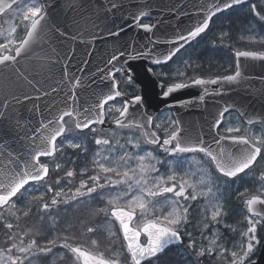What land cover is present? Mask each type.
Returning a JSON list of instances; mask_svg holds the SVG:
<instances>
[{"label": "snow or ice", "instance_id": "obj_1", "mask_svg": "<svg viewBox=\"0 0 264 264\" xmlns=\"http://www.w3.org/2000/svg\"><path fill=\"white\" fill-rule=\"evenodd\" d=\"M16 3L17 0H12V3L0 6V12H3L5 8L11 9L13 4ZM243 3H245V0H214L210 4L201 5L200 10L204 13L202 20L189 29L186 34L182 33L174 39L165 41V43L176 45V47L169 49L162 57L152 59L151 62L156 65H166L186 44L209 28V23L217 13ZM46 7V3H36L33 0V3L23 10V20L30 21L26 36L19 41L12 39L11 34L16 32V28H11L7 41L0 43V67L11 69L15 73L17 81L23 82L24 85L31 88L34 92L39 93L36 99H39L40 96H49L51 93L58 94L63 91L60 85H67L68 92L71 95L65 93L66 99L63 102L65 107L63 109L59 107L50 109L51 118L47 119L46 123H41V128L37 130L39 132L38 137L30 138L33 139V145L27 155L13 156L11 152H8L7 157H4L3 153H0V209L5 206L15 208L16 205L13 198H22L23 193L21 190L25 189L26 185H29L30 182L43 181L49 175V165L42 162L41 157H52L57 152H62L65 145L70 149L88 151L87 145L83 143V140L79 139V134L76 135L75 141L74 139H67L60 144L57 143L58 138L64 137L68 132L72 131L68 127L65 117L75 119V129L80 130V133L84 129H90L95 133L97 129L92 127V125L105 124L106 115L116 112L119 115L111 121L112 123H115L119 128L140 129L147 143L159 145L174 160L165 162L153 157L151 152L139 155L137 152L128 151L127 145H131L133 149H140V141L133 137H129L125 144H120L119 140H117L118 150L110 143L109 139L103 137L94 138L95 145L101 146L92 154V162L98 171L96 174L90 175L87 180L82 179L70 199L84 195L91 196L92 193H98L103 197L106 192L112 193L117 186H122L119 191H115V195H109L107 204L111 205V216L119 222L120 230L126 241L127 253L131 258V264H144V262H147V264H164L163 257L166 254V250L171 245L182 242L181 229L188 224L189 201H195L198 197H203L207 204L206 211L211 213L212 222L219 223V218L223 215L222 205L216 202L218 198L215 196L219 188L212 180L211 173L204 172L202 167L198 168L199 179L192 183L185 179V176L194 175L195 173L185 171L182 176L172 165L176 163L177 167H179L183 164L184 161L180 160L182 154L203 153L206 161L215 166L216 172L224 177L233 178L238 176V174L245 173L246 169H251L257 162V157L264 158L262 156V153H264V137L232 135V133H239L240 128L227 127L224 129L227 134L221 135L216 132L212 143H207L202 136L194 139L191 136L182 135V129L178 126L180 122L170 119L163 128L166 138L161 143L157 132L152 130L153 117L141 113L133 107L141 102L142 98L140 96H135L132 100L125 99L119 106L113 104L107 108L105 107L110 101H115L118 97L125 95L120 90V82L116 79V73L126 74L128 71L124 67L128 63L127 60L120 64V58L125 56L123 51L111 55L107 61V64L111 65V67L107 71L98 69L102 74L100 79L108 82V90L107 92L101 90L98 101L91 106H78L76 89L83 86L81 78L70 77L67 68H65L57 87L49 86V90H46L42 80L37 77L43 73H50L52 67L59 62L58 59L53 60L52 58L56 49L51 46V42L65 36V32L61 31L59 26L49 22L45 11ZM116 7L117 4L113 2L111 8L115 9ZM257 7L258 5L253 3L250 6V10L255 13L260 21H264V15L257 11ZM144 15L145 13L141 12L139 15L134 16L133 19L136 21L137 27L145 32H152L155 25L140 22L141 17ZM74 23L77 22L74 21ZM108 34L119 35V32L109 31ZM221 35L223 37L227 33H222ZM250 39L254 40L255 37H250ZM158 42L156 40L151 41L153 44ZM260 43L264 44V40H261ZM152 54V49H146L142 52H136L135 56L129 53V56L132 59H136L147 58L152 56ZM235 56V71L229 75L204 79L192 76L186 77L184 71L178 70L176 76L185 79L169 84L167 90L163 92L164 97H168L171 93L178 90L199 86L202 88V94L198 99L202 102L206 96L219 95L226 85L230 86L234 83H239L243 77L242 69L246 67V64L242 65L240 62L241 57L264 61V52L236 51ZM22 60L24 64H21ZM184 63L187 67H192L188 61ZM117 64H120V66H117ZM29 65H32V67L30 68ZM148 71L151 72L152 69L149 68ZM160 75H167V73H160ZM127 80L130 83L132 76L128 75ZM92 82L95 83V80L93 79ZM211 85H219L220 87L210 90L209 86ZM23 99L31 100L33 97L28 93H24ZM19 103H21V100L18 95L11 94L9 96L6 93L3 99H0V120L8 119V111L14 107V104ZM181 103H191V101ZM130 108H133L132 112L129 111ZM228 111L229 109L225 107L219 112L218 118L212 125L213 130L220 128L224 122L225 113ZM155 128L160 129L161 124L156 123ZM169 128L173 130L169 132ZM36 139L39 140V144L35 143ZM0 147L3 146L0 145ZM117 151L120 152L119 155H116ZM134 161L136 162L135 166H133ZM146 161L148 162L146 163ZM151 161H155V163ZM164 163L169 165L167 174L161 173L160 169L156 167L157 164ZM55 167L60 169L61 164L57 163ZM74 174L72 170H68L65 173L68 178L73 177ZM109 174L119 178L113 179V175ZM262 179H264V175H262ZM101 180H103V183H101ZM56 183H60L59 178ZM69 183H71V180H69ZM82 189L85 191H81ZM188 189H191V192ZM48 191H52L51 186L48 187ZM245 192H247V189H245ZM62 193L63 188L55 193V197H60ZM167 194H171V197ZM244 194L240 193L241 196H244ZM55 197L52 199L51 205L48 203L42 205V210L45 213L52 206H56L61 202L67 203V200L60 201ZM33 199L37 198L33 197ZM245 203L248 211L253 214L251 218L247 219L248 227L246 232L242 233V236L247 238L246 243L242 240L240 244L233 246L234 249L238 250H229L223 248L222 245H216L215 239L211 241L212 245H216L219 248L221 256L225 252H230L232 257L230 264H255L251 257L256 246L260 244L257 238V227L264 222V213L257 211L255 206L257 204L264 205V199L259 195H253ZM165 205L168 207L165 208ZM98 211L108 215L107 208L99 209ZM24 215L27 216L28 211H25ZM137 216L140 217V220L133 225V221ZM2 217L3 213L0 212V218ZM41 219L43 220L44 217H41ZM54 223L55 221H53V226ZM4 226L9 230L14 227L12 223H5ZM203 227L207 228L208 223H204ZM94 230L92 227L87 228L88 233H92ZM142 234L146 237V242L144 243L140 241ZM186 235L191 237V233H186ZM9 239H13V237L9 236ZM61 239L63 242L60 246L72 254L74 264H118L117 260L105 258L103 253H92L81 246H73L69 242L71 237L68 235L50 239L45 246H40L34 238L29 240L27 246H18L13 243L6 250L8 255L0 252V264H26V262L27 264H33V257L52 253L57 241ZM92 243L95 244L96 241H92ZM193 246L194 241L188 245L189 248ZM13 249H17L23 255L13 257L10 254ZM213 250V247H209L207 250L201 248L196 254L197 256L206 254L210 256ZM116 255L118 256V254Z\"/></svg>", "mask_w": 264, "mask_h": 264}, {"label": "water", "instance_id": "obj_2", "mask_svg": "<svg viewBox=\"0 0 264 264\" xmlns=\"http://www.w3.org/2000/svg\"><path fill=\"white\" fill-rule=\"evenodd\" d=\"M19 1L21 0H17V3ZM41 1L47 5L45 11L49 22L59 26L61 31L65 32L64 37L51 42V46L56 49L52 58L53 60L58 59L59 62L52 67L50 73H43L37 77L42 80L46 90H49V86L57 87L65 68H67L70 77L81 78L83 86L76 89L78 106H91L98 101L101 90L104 92L108 90V82L100 79L102 74L98 69L107 71L111 67L107 64L111 55L123 51L125 56L120 58V64L127 60L128 63L124 67L128 71L126 74H120L126 78L131 75V82L136 84L140 90L138 96L142 98L141 102L133 107L141 113L151 115L154 119L165 108L171 109L175 117L176 112L179 111L182 115L180 120L182 135H188L194 139L202 136L207 143H212L217 132L212 129V125L218 118L219 112L225 107L229 111H236L247 125L261 124L264 127V61L261 60L241 57L240 62L242 65L246 64V67L242 69L243 77L239 83L226 85L219 95L206 96L202 102L198 99L202 94V88L199 86L178 90L168 97L160 95L164 84L158 80L153 70L149 72L148 69L149 66H157L151 62L152 59L162 57L169 49L176 47V45L165 43V41L174 39L179 34H186L189 29L202 20L204 13L200 11L201 7L194 8L189 4V0ZM248 1L250 0H245V3ZM113 2L117 4L115 9L111 8ZM212 2L214 0L210 1V3ZM10 3L12 0H0V6ZM9 10V8H5L3 12H0V16ZM141 12L145 15L141 17L140 22L144 18L154 20L155 27L152 32H145L137 27L133 17ZM109 31L119 32V35H109ZM153 40L159 42L153 44L151 43ZM146 49L153 50L152 56L136 59L129 56V53L135 56L136 52ZM21 64H24L23 60ZM29 67L31 68L32 65ZM93 79L95 83L92 82ZM60 87L63 88V91L58 94L51 93L49 96H40L39 99H36L39 93L34 92L23 82L17 81L15 73L11 69L0 67V99H3L7 93L9 96L11 94L18 95L21 100V103L14 104V107L8 111V119L0 120V145L3 146L0 147V153H3L4 157H7L8 152H11L13 156L27 155L33 145V139L30 138L38 137L37 130L41 128V123H46L47 119L51 118L50 109L53 107L63 109L65 93L71 95L67 85H60ZM209 87L210 90H215L220 86L211 85ZM24 93H28L33 99L24 100ZM121 98L133 99H128L125 95L117 99ZM188 101L191 103H181ZM129 111L132 112L133 108H130ZM98 126L104 131L110 130L113 126L118 127L112 122ZM144 139L146 141L145 137ZM160 139L162 143L163 139L161 137ZM35 143L39 144L40 142L36 139ZM150 145L160 147L157 144ZM259 158L257 157V161ZM248 170L246 169L245 172ZM255 208L264 213V205L257 204ZM249 214L253 216L252 213L249 212ZM182 243L183 239L181 243L171 246ZM255 264H264V241Z\"/></svg>", "mask_w": 264, "mask_h": 264}, {"label": "rangeland", "instance_id": "obj_3", "mask_svg": "<svg viewBox=\"0 0 264 264\" xmlns=\"http://www.w3.org/2000/svg\"><path fill=\"white\" fill-rule=\"evenodd\" d=\"M35 2L40 3L38 0H35ZM31 3H33V0H26L20 3L14 9H12L6 17H4L3 21H0V43H5L7 41L12 27L16 28V32L11 34V38L16 41L23 39L25 32L27 30V26L30 25V21L23 20V10L26 9L27 6H30ZM253 3H256L258 5L257 11H259L262 15H264V0H253L245 5H242L240 7L228 11L227 13L214 19L210 31L200 40L195 42L190 48H188L186 51L181 53L172 64L165 67H156L155 72L157 76L163 80H168V81L171 80L170 82H175V81H180L181 79H185L176 76V72L178 70L184 71L186 73V77L202 76L201 74L219 75V74L230 73L233 70V66H234V61L230 50H232L233 48L235 49V46L237 48L238 44H247L244 45V47L248 45L251 46L252 44L261 45L262 43H260V41L264 40V27L262 26L263 21H260L259 18L255 15V13H253L250 10V6ZM236 30H238L239 32L235 35L234 31L236 32ZM222 33H227V35L222 37L221 35ZM250 37H255V39L254 40L250 39ZM233 43H238V44L235 45ZM185 61H188L192 65V67H187L184 63ZM160 73H167V75H160ZM123 89L131 94L130 90H128L127 87H124ZM113 104L119 106L122 104V102L118 101ZM114 114H118V113L113 112L111 115ZM170 119H173L172 114L169 111H167L164 112L156 120L155 124L160 123L161 124L160 129L163 130L168 120ZM228 121L229 124L227 127L240 128V132L238 134L249 133L250 137L252 136L264 137V133L260 127H252V128L246 127L237 117L229 118ZM170 129L172 128H169V130ZM76 135L77 134L71 131L64 139L59 141L58 144H60L62 141L67 139H74L75 141ZM98 137L109 139L110 143L114 145L117 150L119 149V145L116 144L117 140H119L120 144H125L126 140L129 137H133L134 139H138L140 141V149H133L131 145H127L128 151L137 152L139 155H144L147 152H151L153 157H156V159L165 162L169 160H174L173 157L168 156L163 150H158L157 152L155 150L148 148L144 143V141L142 140L141 135L134 131L128 133H122L120 131L113 130L111 132H108L106 135H93V133L79 134V139L83 140V143L87 145L88 150L91 147H93L94 151L98 147H101L95 145L94 138H98ZM68 150L76 151L78 149H70L67 148V146L65 145L62 151V155L64 154V157L66 159L71 158ZM119 154L120 152L117 151L116 155ZM180 160L184 161L183 164L177 167L176 163H174L172 166L175 167L176 170L182 176L184 175L185 171L189 173H195L194 175L190 174L188 176H185V179H188L192 183H195L199 179L200 173L197 171L198 168L202 167L204 172L211 173L212 180L219 188V191L215 193V196L218 198L216 202L222 205V212H223L222 217L219 218L220 220L219 223L212 222L211 213L210 211H206L207 204L203 197H198L197 200L195 201H189L188 203L190 204V207L188 214V224L181 229L184 238L186 240L194 241L196 252H198L201 248L207 250L209 247H213L214 250L212 254L210 256L207 254L206 255L209 257H213L216 260L217 258L222 257L219 254V248H217L216 245H222L223 248L229 250H238V249H234L233 246L240 244L242 240L246 243L247 238L243 237L242 233L246 232L248 227L247 219L251 218V216H248L247 213L244 211L243 201L247 196L251 195L254 192H259L264 194V186L261 185V183L258 180L259 173L262 170H264V158L261 159L260 163L257 165L255 169L246 173L245 175L236 179L235 181H227L224 179L221 180L220 178H218L217 175L212 171L211 165L208 161H206L205 157L199 155L181 156ZM147 162L148 161H146V163ZM151 162L155 163V161H151ZM57 163L61 164L62 167L63 164L61 161V153L60 156L58 155L57 161L54 164V166ZM135 163L136 162L134 161L133 166H135ZM47 164L51 165L52 163L47 162ZM156 167L160 169L161 173L164 174L168 173L169 165L167 163L157 164ZM64 168L65 166L63 167V169ZM97 171H93L92 173H89L88 175L85 176H87L88 178L90 175L96 174ZM109 175H113V174H109ZM118 178L119 177H115L113 175V179H118ZM71 179L68 178L67 180H63L58 185L57 191L63 188L62 195L67 194L70 188L69 180ZM48 187H49L48 184L47 185L43 184L41 186L27 189V191L23 192L22 198L15 200V205H16L15 208H10L4 211L3 217L0 218V221L3 224L10 223L7 216L10 215L18 216L19 210H25L30 212L36 208H39L40 205L38 204L37 200L55 194V190L52 188V191H48ZM121 188L122 186H117L115 191H119ZM245 189H247V192H245ZM115 191H113L112 193L106 192L104 194L106 196V198L104 199L106 202V206H111L107 204V199L109 195H115ZM188 191L191 192V189H188ZM240 193H245V194L244 196H241ZM33 197H36L37 199H33ZM161 203H163V201H161ZM60 205H62V202L56 206H60ZM167 207L168 206L165 205V208ZM139 220L140 217L138 216L134 225L137 224ZM204 223H208L207 228L203 227ZM260 227L261 225H258L257 227L258 240H259L258 230ZM101 228L105 231V233L106 232L108 233L106 234L107 237L117 238V234L116 232H114V224L111 221L109 222L105 221ZM186 233H191V237L186 235ZM213 239L216 240V245L211 244V241ZM62 242L63 241L59 243L61 244ZM142 242L144 243L145 239H142ZM14 243L17 244L18 246H27V244H25L24 241L23 243H21V241L18 242L16 240L14 241ZM12 244L10 243L7 246V249ZM92 246H91L92 248H88V249H90L93 252H97L94 249L96 246H94L93 243ZM258 247L259 245L256 246L254 254L257 251ZM114 248H115L114 250L111 249L113 251V253H111V256L109 257L105 255L104 256L105 258L107 257L108 259L117 260L119 264L121 263V253L118 246ZM2 249H5V247L3 246ZM176 251L185 260V263H181V264H188L187 260L189 258V254L191 253V250L187 247L182 246L176 248ZM12 252L14 253L16 252L19 254L17 249H13ZM4 253L5 255H8V253L6 252ZM116 254H118V256ZM22 255L23 254H19V256ZM62 255H63L62 252L59 254H55L54 258L55 259L61 258ZM206 255L199 256L198 260L193 257L191 261L195 262L194 264L206 263ZM224 255L229 256L230 261L232 260L230 252H225ZM32 262L33 264H38L37 257H33ZM67 264H74V260H70V262H67ZM176 264H180L177 257H176Z\"/></svg>", "mask_w": 264, "mask_h": 264}, {"label": "trees", "instance_id": "obj_4", "mask_svg": "<svg viewBox=\"0 0 264 264\" xmlns=\"http://www.w3.org/2000/svg\"><path fill=\"white\" fill-rule=\"evenodd\" d=\"M238 32V30H236V32L234 31L235 35ZM68 152L71 158L66 159L64 157L67 161L64 165L65 168L60 172L56 171L55 178L64 179L65 173L68 170H72L75 173L72 177L73 179H71L70 189L67 196L70 199V197L73 196V193H75L76 188L79 187L80 181L82 179H88L85 175L97 171V169L92 162V154L95 152L94 148H90L89 152L85 154L81 153V149L76 151L68 150ZM89 186H91V184H89ZM79 199L76 200V198H74L71 202L73 204L63 208L60 207L59 209L48 213H37L33 216L32 213L28 212V215L25 216V212H20V217L17 220H13L19 230L16 236L18 239L26 238L28 241L31 238H35L40 246H45L47 245L48 240L54 239L57 236L62 237L63 235L71 237L69 240L71 244L82 245L87 248H92V241H96V243L93 244L96 246L94 248L95 251L103 253L107 257L111 256V253H113L111 249L114 250V247L118 246L121 253L120 264H131V258L126 252L120 233L117 232V238H109L101 228L106 221L104 217L105 214L99 212L98 210L100 208H96V206L92 205L88 200ZM41 217H44V219L42 220ZM53 221H55L54 226ZM88 227L94 228V232L88 233ZM259 234L260 239L262 240L263 229L260 230ZM9 236H12L10 230L1 225L0 237L2 242L4 241L5 243V241H8ZM61 241L62 239L57 241V246ZM194 251L196 250L194 249ZM72 258L73 257L68 254L66 261H56L57 263L55 262V264H67ZM163 259L164 264H176V251H168V254L164 255ZM178 261L179 263L182 262L179 258ZM214 264L222 263L219 262Z\"/></svg>", "mask_w": 264, "mask_h": 264}, {"label": "flooded vegetation", "instance_id": "obj_5", "mask_svg": "<svg viewBox=\"0 0 264 264\" xmlns=\"http://www.w3.org/2000/svg\"><path fill=\"white\" fill-rule=\"evenodd\" d=\"M235 117V114L234 113H230V114H228L227 116H226V118H225V121H224V124H223V127H222V129H221V131L223 132L224 131V129L228 126V124H229V118H234Z\"/></svg>", "mask_w": 264, "mask_h": 264}, {"label": "bare ground", "instance_id": "obj_6", "mask_svg": "<svg viewBox=\"0 0 264 264\" xmlns=\"http://www.w3.org/2000/svg\"><path fill=\"white\" fill-rule=\"evenodd\" d=\"M207 206V205H206Z\"/></svg>", "mask_w": 264, "mask_h": 264}]
</instances>
